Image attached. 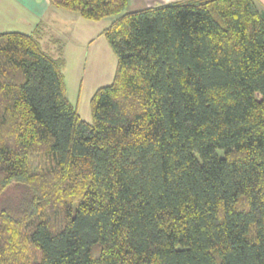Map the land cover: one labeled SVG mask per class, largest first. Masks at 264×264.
<instances>
[{"label": "trees", "instance_id": "16d2710c", "mask_svg": "<svg viewBox=\"0 0 264 264\" xmlns=\"http://www.w3.org/2000/svg\"><path fill=\"white\" fill-rule=\"evenodd\" d=\"M102 31L83 120L60 54L0 32V264H264V11L256 0H49Z\"/></svg>", "mask_w": 264, "mask_h": 264}, {"label": "rangeland", "instance_id": "374dc122", "mask_svg": "<svg viewBox=\"0 0 264 264\" xmlns=\"http://www.w3.org/2000/svg\"><path fill=\"white\" fill-rule=\"evenodd\" d=\"M160 0H128L127 10L161 4ZM60 12L50 16L47 24V34L42 35L40 45L45 51L64 46L65 64L62 68L66 97L76 108L79 116L90 122V100L94 91L111 83L116 57L108 45L102 31L109 25L110 18L90 21L92 41L88 45L79 46L74 34V24L61 20ZM72 14V13H68ZM39 32V31H37ZM35 36L38 33L33 32ZM58 39V40H54ZM54 50V49H53ZM25 188L12 183L1 195L0 206L17 201L24 196Z\"/></svg>", "mask_w": 264, "mask_h": 264}, {"label": "crops", "instance_id": "0c3cea01", "mask_svg": "<svg viewBox=\"0 0 264 264\" xmlns=\"http://www.w3.org/2000/svg\"><path fill=\"white\" fill-rule=\"evenodd\" d=\"M170 1L174 0H160L163 3ZM256 1L260 9L264 11V0ZM58 11H63L59 14L61 20L74 24V34L76 33L75 39L78 45L88 47L92 41L91 29L93 28L90 20L83 19L74 12L56 8L50 4L49 0H0V32L17 31L26 34L36 32L40 43L42 35L47 34L46 28L50 16L57 14ZM49 52L54 56L61 53L64 59V46L51 48Z\"/></svg>", "mask_w": 264, "mask_h": 264}]
</instances>
